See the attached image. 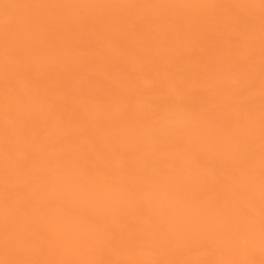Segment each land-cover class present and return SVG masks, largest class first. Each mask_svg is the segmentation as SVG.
<instances>
[{
  "label": "bare ground",
  "instance_id": "6f19581e",
  "mask_svg": "<svg viewBox=\"0 0 264 264\" xmlns=\"http://www.w3.org/2000/svg\"><path fill=\"white\" fill-rule=\"evenodd\" d=\"M264 0H0V264H262Z\"/></svg>",
  "mask_w": 264,
  "mask_h": 264
},
{
  "label": "snow or ice",
  "instance_id": "6c2138e0",
  "mask_svg": "<svg viewBox=\"0 0 264 264\" xmlns=\"http://www.w3.org/2000/svg\"><path fill=\"white\" fill-rule=\"evenodd\" d=\"M262 264H264V262H262Z\"/></svg>",
  "mask_w": 264,
  "mask_h": 264
}]
</instances>
